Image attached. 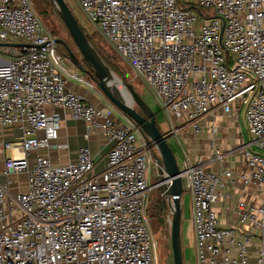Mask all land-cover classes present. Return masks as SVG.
Segmentation results:
<instances>
[{
  "label": "built area",
  "instance_id": "1",
  "mask_svg": "<svg viewBox=\"0 0 264 264\" xmlns=\"http://www.w3.org/2000/svg\"><path fill=\"white\" fill-rule=\"evenodd\" d=\"M76 1L153 92L172 135H200L209 116L239 117L245 108L250 141L215 149L213 161L239 153L248 172H212L198 159L180 176L192 201L197 264H264V0ZM61 56L72 65L30 0H0V127L22 132L6 144L17 154L0 172V264H156L147 215L149 192L160 188L149 185L160 180L156 149L114 106L98 108L67 89L70 80L98 85L75 76ZM49 109L84 122L86 138L110 140L103 171L89 147L66 165L41 154L31 163L35 151L68 149L58 143L61 116ZM21 175L27 189L13 194ZM237 180L243 194L254 188V201L238 200L236 223L224 227L215 206L232 200L227 187L238 189Z\"/></svg>",
  "mask_w": 264,
  "mask_h": 264
},
{
  "label": "crops",
  "instance_id": "2",
  "mask_svg": "<svg viewBox=\"0 0 264 264\" xmlns=\"http://www.w3.org/2000/svg\"><path fill=\"white\" fill-rule=\"evenodd\" d=\"M67 89L72 90L77 94L83 95L87 100V102L93 104L98 108L113 106L110 103V101L107 99V97L102 92H100L101 90L99 88L92 89L78 81L70 80L68 82ZM49 111L50 112L55 111L56 113L60 114L61 129H60V139L58 140V143L67 145L68 149L57 150V151L54 150L49 151V150L41 149L39 151H35L30 156L31 163L34 162V159L38 154H41V155L49 156L55 164L66 165L71 160H75L77 158L78 150L80 148L89 147L92 152V155L95 158V171L96 172L103 171L108 164L109 152L113 146L110 140L101 133H91L89 138H86L85 136L87 134V126L85 125L84 122L75 121L69 112H66L62 109H49ZM115 117L119 118L118 113L115 114ZM240 117H241V113L239 117H237L235 114L225 115L222 112L218 113L215 116H209L203 123L204 131L200 135H195L190 130L184 131L178 135H172L171 128L166 117L165 118L168 122L169 129L163 132L161 131L159 125L158 127L162 132V134L168 138V144L170 139L174 142V148L171 147L169 144L174 155L179 153L183 148L185 154H183L184 157H182V165L178 162L176 158L180 170H183L186 164L194 163L196 160L201 159L205 163L207 169L212 172H220L222 169L225 170L228 169V170H232L235 173V175H238L240 173L246 174L248 172L246 166V160L242 154L235 153L229 155L224 158V161L221 164L213 161V158L216 152L215 149L222 153H226L250 141V135L247 126H246L247 129L246 132H247L248 141L246 137L244 138V134L242 133L243 130L240 123ZM211 125H216L217 127H219L218 134L213 135V133L209 130ZM21 135L22 132L18 128L0 127V172L4 168V163L6 159L10 158L13 154H17L16 152L7 150L6 144L14 142ZM212 141L214 142L215 147H212L211 145ZM1 182H5V179L1 178ZM158 182H160V180ZM236 182H237L236 187H238V189L235 188V186L233 189L231 186L227 187V190L232 191V200L220 202L215 206L216 211L220 216L221 223L224 227H229L236 223L234 209L238 200L244 198L247 199L248 201H254V198L251 197V193H254V188H250V190L247 189L244 192L246 194L245 195L243 194L242 183L239 180H237ZM26 189H27L26 176L21 175L15 177L13 181V185L11 187V192L13 194H17L26 191ZM150 199L151 198L149 197L148 206H147V215H148V208L149 206H151ZM255 202L257 204L260 203V201L258 200ZM188 203H189L188 204L189 211L187 214L189 216L190 224L192 227L193 245L195 249V236L192 225V201L190 194H189ZM168 213H169V209L167 215H165L166 219L168 217ZM150 226L152 229L151 224ZM182 244H183V239H182Z\"/></svg>",
  "mask_w": 264,
  "mask_h": 264
},
{
  "label": "water",
  "instance_id": "3",
  "mask_svg": "<svg viewBox=\"0 0 264 264\" xmlns=\"http://www.w3.org/2000/svg\"><path fill=\"white\" fill-rule=\"evenodd\" d=\"M66 26L80 56L92 67L96 83L110 103L122 114L132 119L141 131L151 140L159 154L157 159L160 171V189L162 197L167 203L171 216V244L174 264H184V253L181 235L183 218L182 197L184 195L181 170L176 157L168 144V138L162 134L157 124V116L143 98L136 92L133 85L121 80L107 65L101 55L94 48L89 38L71 12L66 0H51ZM223 29V28H222ZM57 44L66 49V56L71 64L78 69L79 57L69 45L61 39ZM20 46V45H19ZM119 82L125 89L128 98H124L117 90Z\"/></svg>",
  "mask_w": 264,
  "mask_h": 264
},
{
  "label": "rangeland",
  "instance_id": "4",
  "mask_svg": "<svg viewBox=\"0 0 264 264\" xmlns=\"http://www.w3.org/2000/svg\"><path fill=\"white\" fill-rule=\"evenodd\" d=\"M33 3L34 9L36 13L42 18L43 22L47 26V28L59 39L65 40L70 43L71 48L76 52V47L73 43V40L61 20L60 16L56 11V7L51 0H30ZM68 7L71 12L77 19L79 25L84 29L86 34L90 35L94 38V42L100 52L103 55L109 58L112 64H114L117 68L120 67V73L116 74L121 80L123 78L126 81L133 85L136 92L143 98V100L150 106L153 112L157 115L158 125L160 126L161 131H167L169 129L168 122L161 111L160 105L157 101V98L147 86V84L142 79H136L135 73L130 67V65L124 61L120 56L116 54L110 44L106 41V39L102 36L101 31L98 29L96 25H94L90 19L86 16L85 12L80 8L76 0H66ZM59 46V50L61 52H65L66 49ZM62 57V56H61ZM80 57V56H79ZM63 62L67 65L69 70L77 77H82L83 74L73 70L70 66V63L64 58ZM125 81V80H123ZM100 91V90H99ZM101 92V91H100ZM245 108L242 110L240 123L243 130L244 138H247V124L243 120ZM178 139V138H177ZM248 141V138H247ZM169 144L174 148V142L170 139ZM57 151V150H54ZM157 152V150H156ZM158 154V152H157ZM185 152L182 150L177 153L175 156L178 162L182 165V157H184ZM159 156V154H158ZM158 181L154 179H150L149 185L150 187L157 184ZM149 197L151 206L148 208L149 221L152 225V231L154 234V241L157 243L156 248V262L157 264H174L173 262V251L171 244V230L167 225V221H160L156 217L158 216L157 201L160 197H162L161 190H152L149 192ZM183 220L181 225V235L183 239V253H184V264H197L196 261V253L193 245V234L192 227L190 224L189 216H188V202H189V193L184 192L183 195ZM155 217V218H154Z\"/></svg>",
  "mask_w": 264,
  "mask_h": 264
},
{
  "label": "trees",
  "instance_id": "5",
  "mask_svg": "<svg viewBox=\"0 0 264 264\" xmlns=\"http://www.w3.org/2000/svg\"><path fill=\"white\" fill-rule=\"evenodd\" d=\"M52 2V1H51ZM53 3V2H52ZM56 9V8H55ZM57 11V9H56ZM58 13V11H57ZM59 15V14H58ZM60 16V15H59ZM82 28V27H81ZM83 29V28H82ZM84 31V29H83ZM85 32V31H84ZM53 34V33H52ZM86 34V32H85ZM54 35V34H53ZM87 37L89 38L90 42L92 43V45L94 46V48L97 50V52L101 55V57L104 59V61L107 63V65L110 67V69L115 73V74H119L121 71H120V67H116L114 64L111 63V61L109 60L108 57H106L105 55L102 54V52H100V50L98 49V47L96 46L95 42H94V38L91 37L90 35L86 34ZM55 37L57 39H59V37H57L55 35ZM65 41V40H64ZM66 42V41H65ZM69 47L71 48L70 46V43L66 42ZM74 43V42H73ZM75 45V44H74ZM76 47V46H75ZM72 49V48H71ZM73 50V49H72ZM60 51V50H59ZM73 52L79 57L80 54L76 48V52L73 50ZM60 53L65 56L66 58H68L65 54L67 53L66 51L65 52H61ZM119 56V55H118ZM79 61H80V66L82 67V69H78L77 67L71 65V67L73 68V70L75 71H78L79 73L83 74V76H85L89 81H92L94 83H96V79H95V76H94V72L92 70V67L80 56L79 57ZM123 80L126 81L125 78H123ZM128 83V82H127ZM97 84V83H96ZM158 121V120H157ZM157 157H158V154H157ZM159 158V157H158ZM157 211H158V216L156 217L158 220L160 221H165L166 220V216L167 215V212H168V206H167V203L166 201L164 200L163 197H160L159 200H158V203H157V207H156ZM155 218V217H154Z\"/></svg>",
  "mask_w": 264,
  "mask_h": 264
},
{
  "label": "bare ground",
  "instance_id": "6",
  "mask_svg": "<svg viewBox=\"0 0 264 264\" xmlns=\"http://www.w3.org/2000/svg\"><path fill=\"white\" fill-rule=\"evenodd\" d=\"M115 85L116 86L118 85L117 90L119 91V94H121L124 98H126V97L128 98V95H127L124 87L119 82H117Z\"/></svg>",
  "mask_w": 264,
  "mask_h": 264
}]
</instances>
